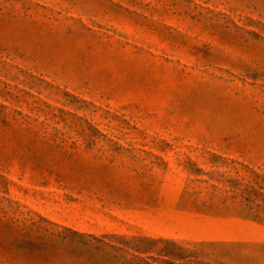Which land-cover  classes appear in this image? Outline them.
Masks as SVG:
<instances>
[{"label": "rangeland", "instance_id": "obj_1", "mask_svg": "<svg viewBox=\"0 0 264 264\" xmlns=\"http://www.w3.org/2000/svg\"><path fill=\"white\" fill-rule=\"evenodd\" d=\"M0 264H264V0H0Z\"/></svg>", "mask_w": 264, "mask_h": 264}]
</instances>
